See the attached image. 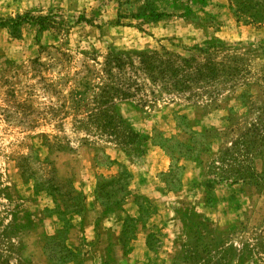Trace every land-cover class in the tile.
Here are the masks:
<instances>
[{
    "label": "rangeland",
    "instance_id": "1",
    "mask_svg": "<svg viewBox=\"0 0 264 264\" xmlns=\"http://www.w3.org/2000/svg\"><path fill=\"white\" fill-rule=\"evenodd\" d=\"M59 260L264 264V0H0V264Z\"/></svg>",
    "mask_w": 264,
    "mask_h": 264
},
{
    "label": "trees",
    "instance_id": "2",
    "mask_svg": "<svg viewBox=\"0 0 264 264\" xmlns=\"http://www.w3.org/2000/svg\"><path fill=\"white\" fill-rule=\"evenodd\" d=\"M191 58H185L165 48L162 49V52L157 50L137 52L120 51L111 55L110 59L106 61L103 70L109 76V79L114 77L113 73L116 71L117 74H121L119 78L128 80L130 76H125L126 74L132 73L136 75L138 72H142L152 81L160 80L167 91L180 93L190 88V75L186 77V75H183V72L186 65L194 59ZM196 72H200V69L196 68ZM108 88L112 90L115 97L117 95L121 98L130 97L128 90L108 85L103 87L101 97L109 94ZM128 88L129 86H127ZM135 89L137 90V88ZM106 114L109 113L104 111V116L113 118L114 113H110V115Z\"/></svg>",
    "mask_w": 264,
    "mask_h": 264
},
{
    "label": "crops",
    "instance_id": "3",
    "mask_svg": "<svg viewBox=\"0 0 264 264\" xmlns=\"http://www.w3.org/2000/svg\"><path fill=\"white\" fill-rule=\"evenodd\" d=\"M90 224L91 225H89V226H92L93 229L97 227L96 221L95 222H91ZM62 228H65V224H63L60 228H57L55 230V232L53 233V237H55L61 231ZM85 228H87V227H85ZM70 263H73L72 260L71 261H66L64 263H63V261H60V260L57 261V262H53V264H70Z\"/></svg>",
    "mask_w": 264,
    "mask_h": 264
}]
</instances>
